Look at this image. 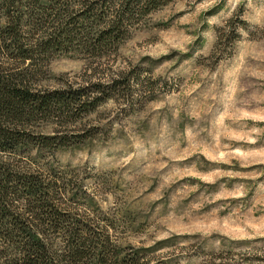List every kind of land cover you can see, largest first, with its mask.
Here are the masks:
<instances>
[{
  "label": "rangeland",
  "instance_id": "1",
  "mask_svg": "<svg viewBox=\"0 0 264 264\" xmlns=\"http://www.w3.org/2000/svg\"><path fill=\"white\" fill-rule=\"evenodd\" d=\"M86 66L56 56L40 83H80ZM116 72L133 87L51 163L90 194L75 213L104 218L139 264H264V0H175L100 75Z\"/></svg>",
  "mask_w": 264,
  "mask_h": 264
},
{
  "label": "trees",
  "instance_id": "2",
  "mask_svg": "<svg viewBox=\"0 0 264 264\" xmlns=\"http://www.w3.org/2000/svg\"><path fill=\"white\" fill-rule=\"evenodd\" d=\"M174 1L0 0V264H139L104 218L75 213L90 194L71 188L51 163L77 144L68 136L73 125L115 100L119 85L133 87L129 72L108 79L100 70ZM59 55L84 59L87 79L42 87L44 68ZM43 123L57 128L33 131Z\"/></svg>",
  "mask_w": 264,
  "mask_h": 264
}]
</instances>
